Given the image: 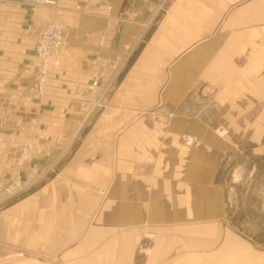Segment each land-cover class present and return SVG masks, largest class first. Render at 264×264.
<instances>
[{
	"label": "crops",
	"instance_id": "1",
	"mask_svg": "<svg viewBox=\"0 0 264 264\" xmlns=\"http://www.w3.org/2000/svg\"><path fill=\"white\" fill-rule=\"evenodd\" d=\"M52 17L65 45L37 94ZM253 161L264 0H0V197L35 187L0 207V245L54 264H264L226 204V177Z\"/></svg>",
	"mask_w": 264,
	"mask_h": 264
},
{
	"label": "rangeland",
	"instance_id": "2",
	"mask_svg": "<svg viewBox=\"0 0 264 264\" xmlns=\"http://www.w3.org/2000/svg\"><path fill=\"white\" fill-rule=\"evenodd\" d=\"M35 127L34 121H30L27 125L28 135L24 143L25 150L28 136H32L31 146L33 149ZM252 163L240 164L226 177L227 211L229 220L234 226L252 235L259 244L264 246V207L262 212L259 209L260 197L264 199V167L261 169L257 161ZM250 166H253V169ZM26 187L27 185H20L10 190L5 196L0 197V207L6 205L31 186ZM0 264L54 263L43 262L30 252L0 245Z\"/></svg>",
	"mask_w": 264,
	"mask_h": 264
},
{
	"label": "built area",
	"instance_id": "3",
	"mask_svg": "<svg viewBox=\"0 0 264 264\" xmlns=\"http://www.w3.org/2000/svg\"><path fill=\"white\" fill-rule=\"evenodd\" d=\"M25 3H30L34 5H47L50 7L56 6V0H19ZM102 1V0H97ZM64 27L62 22H60L56 17L50 18L42 32L37 38L35 43V53L39 59V67H38V79L35 85L33 86V90L37 94L42 93L43 84L45 81L49 60L53 55L60 53V51L64 48ZM32 136H28L26 142V150L30 152L32 150ZM185 143H192V139L190 137L185 138Z\"/></svg>",
	"mask_w": 264,
	"mask_h": 264
},
{
	"label": "water",
	"instance_id": "4",
	"mask_svg": "<svg viewBox=\"0 0 264 264\" xmlns=\"http://www.w3.org/2000/svg\"><path fill=\"white\" fill-rule=\"evenodd\" d=\"M153 28H154V26H151L149 28V30L145 33L142 41L137 45L136 49L132 52V54L130 55L129 59L127 60V63H126V66H125L124 70L119 74L118 80L121 79V77L123 76V74L126 72V70L129 68V66L132 64V62L134 61V59L137 56L138 52L143 47L144 42L149 37V35H150L151 31L153 30ZM34 190H35V187H31V188L25 190L24 192H22L21 193V196H25V195L33 192Z\"/></svg>",
	"mask_w": 264,
	"mask_h": 264
}]
</instances>
